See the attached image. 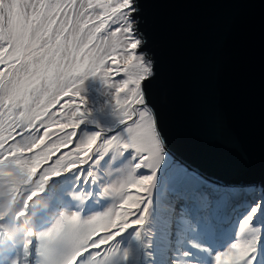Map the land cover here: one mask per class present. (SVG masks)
<instances>
[{"label":"snow or ice","instance_id":"snow-or-ice-1","mask_svg":"<svg viewBox=\"0 0 264 264\" xmlns=\"http://www.w3.org/2000/svg\"><path fill=\"white\" fill-rule=\"evenodd\" d=\"M153 2L0 0V133L52 145L37 176L65 157L24 264H264V183L210 179L170 147L149 96Z\"/></svg>","mask_w":264,"mask_h":264},{"label":"water","instance_id":"water-1","mask_svg":"<svg viewBox=\"0 0 264 264\" xmlns=\"http://www.w3.org/2000/svg\"><path fill=\"white\" fill-rule=\"evenodd\" d=\"M145 18L159 69L149 96L172 151L264 182V0H154Z\"/></svg>","mask_w":264,"mask_h":264},{"label":"rangeland","instance_id":"rangeland-1","mask_svg":"<svg viewBox=\"0 0 264 264\" xmlns=\"http://www.w3.org/2000/svg\"><path fill=\"white\" fill-rule=\"evenodd\" d=\"M89 82L90 79L85 82V87L88 86ZM92 95L88 97L99 109L105 99L103 84L100 80H98ZM104 112L98 115L99 122L104 123L109 118L107 111L104 110ZM27 138L28 136L21 137L9 143L10 134L0 133V203L4 202L3 206H0V264H15L17 259H20L21 264H24L22 257L25 246L41 230L42 225L39 223L44 219L40 215V209L34 215L33 213L31 215L30 206H28L29 201L36 196L35 194L39 195L41 193L42 186L44 188L47 182V175L54 174L53 170H63L61 161L65 157H61L41 176H37V170L50 157L48 149L52 145H49L43 151H31L30 153L27 149ZM240 177L254 181L256 184L264 183L256 177L253 178L250 174L240 175ZM36 180L39 183H35ZM20 191H23V193L18 194L21 193ZM19 198L21 200L25 199L23 204ZM14 199H18V204ZM30 223L32 233L28 228L25 230Z\"/></svg>","mask_w":264,"mask_h":264},{"label":"trees","instance_id":"trees-1","mask_svg":"<svg viewBox=\"0 0 264 264\" xmlns=\"http://www.w3.org/2000/svg\"><path fill=\"white\" fill-rule=\"evenodd\" d=\"M97 84H98V79H96V78H90V82H89L88 86L85 87L86 88V94L88 96H93L92 93H93V91H95V87L97 86ZM101 123H103V122H101ZM10 139H11V135H10ZM29 143H31V142H29L27 140V144H29ZM36 144H37V146H40L39 140H37V143ZM49 159H51V157H49ZM46 164H47V161L44 162L42 165H46ZM52 166L53 165H51L50 167H52ZM50 167H45L44 171L47 170V169H49ZM44 222H45L44 219H42V222L39 223V224L42 225V223H44Z\"/></svg>","mask_w":264,"mask_h":264},{"label":"bare ground","instance_id":"bare-ground-1","mask_svg":"<svg viewBox=\"0 0 264 264\" xmlns=\"http://www.w3.org/2000/svg\"><path fill=\"white\" fill-rule=\"evenodd\" d=\"M209 167H199L198 169L204 173L207 177H209L210 179H214V180H218L220 182H222L219 178V176H217V174H219V168L215 170V172L213 173L212 171H210L208 169ZM253 174H250V176H252ZM223 183H226V184H235V182L233 181H228L226 180L225 182Z\"/></svg>","mask_w":264,"mask_h":264},{"label":"clouds","instance_id":"clouds-1","mask_svg":"<svg viewBox=\"0 0 264 264\" xmlns=\"http://www.w3.org/2000/svg\"><path fill=\"white\" fill-rule=\"evenodd\" d=\"M31 151L32 150H30V153H31ZM202 163V162H201ZM202 165V167H209V166H206V165H204V164H201ZM200 166H198V168H199ZM210 171H213V170H216V169H218L217 167L216 168H212V167H209L208 168ZM220 173V172H219ZM241 175V174H240ZM229 178V177H228ZM222 182H225L226 180H228L227 178H226V176L224 177L223 175L219 178ZM230 181H233V180H230ZM233 182H237V183H242V184H250V183H254V184H256L254 181H251V180H246V179H244V178H241V177H239V179L237 180V181H233Z\"/></svg>","mask_w":264,"mask_h":264}]
</instances>
